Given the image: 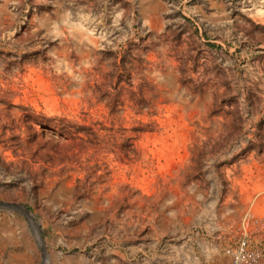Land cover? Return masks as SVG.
<instances>
[{
	"label": "rangeland",
	"instance_id": "1",
	"mask_svg": "<svg viewBox=\"0 0 264 264\" xmlns=\"http://www.w3.org/2000/svg\"><path fill=\"white\" fill-rule=\"evenodd\" d=\"M216 102L241 136L192 163ZM55 119L98 123L63 181L36 176L70 143ZM258 124L264 0H0V202L34 217L43 264H226L242 236L264 264V150L241 155ZM36 232L0 209V264H42Z\"/></svg>",
	"mask_w": 264,
	"mask_h": 264
},
{
	"label": "trees",
	"instance_id": "2",
	"mask_svg": "<svg viewBox=\"0 0 264 264\" xmlns=\"http://www.w3.org/2000/svg\"><path fill=\"white\" fill-rule=\"evenodd\" d=\"M246 103L251 111H255L256 97L254 92L246 93ZM122 106V104H120ZM119 105V106H120ZM134 106H138V103H133ZM117 104H113L112 108H117ZM224 106L228 110L224 109ZM58 121L56 126V134L59 139L63 138L70 140L69 144L60 145L58 141L54 143L50 141V148L45 152V147H41L35 154L36 163L39 164L37 175L42 179L57 178L59 181L70 178L72 173L87 172L88 169L83 167V163L80 161L81 156L89 148L88 144L95 146L98 141L95 126L98 124H91L86 126L85 124L67 121L65 119H55ZM84 122V120H83ZM264 125L258 124L254 131H249L250 138L246 140V147L241 151V155L257 152L260 153L264 150ZM193 131L191 132V144L189 145V151L192 155L190 161L198 164L203 161L201 155L194 156L197 152L201 151V147L210 146L212 150L222 149L229 145L230 142H238L241 136L242 121L238 117V113L233 108L232 103H225L218 105L217 102L213 105V109L207 118L202 121H197L192 124ZM140 129H135V132H140ZM91 136L93 141L88 142L85 136ZM50 152V153H49ZM69 153L73 154L72 156ZM235 160V159H233ZM234 163V162H233ZM220 166H218L219 168ZM191 178V177H190ZM194 178L192 177V180ZM76 183H80L79 180H75ZM91 184L86 179L83 182V189ZM223 186H226L223 183ZM225 192V191H223Z\"/></svg>",
	"mask_w": 264,
	"mask_h": 264
},
{
	"label": "built area",
	"instance_id": "3",
	"mask_svg": "<svg viewBox=\"0 0 264 264\" xmlns=\"http://www.w3.org/2000/svg\"><path fill=\"white\" fill-rule=\"evenodd\" d=\"M229 264H261L259 255L249 247L248 239L242 236L236 245L227 251Z\"/></svg>",
	"mask_w": 264,
	"mask_h": 264
},
{
	"label": "water",
	"instance_id": "4",
	"mask_svg": "<svg viewBox=\"0 0 264 264\" xmlns=\"http://www.w3.org/2000/svg\"><path fill=\"white\" fill-rule=\"evenodd\" d=\"M0 209L17 211L18 213L23 215L29 222H32L35 225V227L37 228L39 245H40V248H41V251L43 254L42 255V259H43L42 264H43L44 258L46 256L45 255V247H44L43 237H42L39 225L35 221L34 217L23 206L15 204V203L0 202Z\"/></svg>",
	"mask_w": 264,
	"mask_h": 264
},
{
	"label": "bare ground",
	"instance_id": "5",
	"mask_svg": "<svg viewBox=\"0 0 264 264\" xmlns=\"http://www.w3.org/2000/svg\"><path fill=\"white\" fill-rule=\"evenodd\" d=\"M32 223V222H31ZM33 224V223H32ZM33 226L35 227V225L33 224ZM36 228V227H35ZM36 231H37V228H36ZM37 233V232H36ZM37 236H38V233H37Z\"/></svg>",
	"mask_w": 264,
	"mask_h": 264
},
{
	"label": "crops",
	"instance_id": "6",
	"mask_svg": "<svg viewBox=\"0 0 264 264\" xmlns=\"http://www.w3.org/2000/svg\"><path fill=\"white\" fill-rule=\"evenodd\" d=\"M226 264H229V260H227V263Z\"/></svg>",
	"mask_w": 264,
	"mask_h": 264
}]
</instances>
